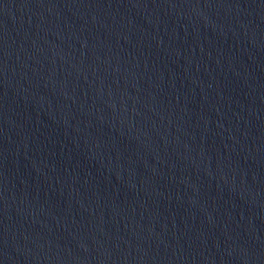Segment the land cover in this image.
<instances>
[{
	"label": "water",
	"instance_id": "water-1",
	"mask_svg": "<svg viewBox=\"0 0 264 264\" xmlns=\"http://www.w3.org/2000/svg\"><path fill=\"white\" fill-rule=\"evenodd\" d=\"M0 264H264V0H0Z\"/></svg>",
	"mask_w": 264,
	"mask_h": 264
}]
</instances>
